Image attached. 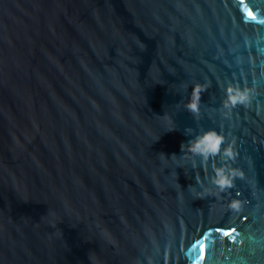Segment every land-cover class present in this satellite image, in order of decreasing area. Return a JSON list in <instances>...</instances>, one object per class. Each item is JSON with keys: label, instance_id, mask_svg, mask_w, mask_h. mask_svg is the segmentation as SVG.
<instances>
[{"label": "water", "instance_id": "water-1", "mask_svg": "<svg viewBox=\"0 0 264 264\" xmlns=\"http://www.w3.org/2000/svg\"><path fill=\"white\" fill-rule=\"evenodd\" d=\"M0 264H264V0H0Z\"/></svg>", "mask_w": 264, "mask_h": 264}, {"label": "clouds", "instance_id": "clouds-1", "mask_svg": "<svg viewBox=\"0 0 264 264\" xmlns=\"http://www.w3.org/2000/svg\"><path fill=\"white\" fill-rule=\"evenodd\" d=\"M204 85L197 84L194 88L192 100L188 103V107L193 111H198V98L201 89ZM248 93L239 88H234L230 91V95L225 101L226 104H235L237 102H246ZM225 135L216 128H208L201 134L195 137L188 145L189 151L206 158L220 154L223 152L226 158H231L236 155L235 149L231 144H225ZM236 175V170L233 169L231 175L226 171L224 166H217L215 183L222 188L233 183V177Z\"/></svg>", "mask_w": 264, "mask_h": 264}]
</instances>
